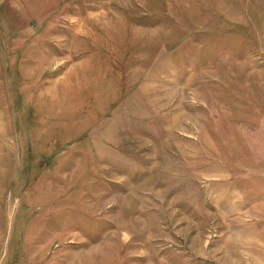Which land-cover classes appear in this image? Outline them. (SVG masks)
<instances>
[{
  "label": "rangeland",
  "instance_id": "1",
  "mask_svg": "<svg viewBox=\"0 0 264 264\" xmlns=\"http://www.w3.org/2000/svg\"><path fill=\"white\" fill-rule=\"evenodd\" d=\"M0 264H264V0H0Z\"/></svg>",
  "mask_w": 264,
  "mask_h": 264
}]
</instances>
